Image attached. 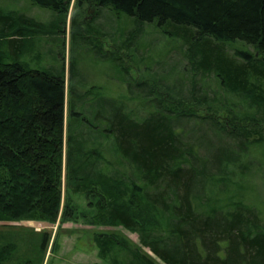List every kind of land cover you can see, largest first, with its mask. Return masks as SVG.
<instances>
[{"label": "trees", "instance_id": "obj_1", "mask_svg": "<svg viewBox=\"0 0 264 264\" xmlns=\"http://www.w3.org/2000/svg\"><path fill=\"white\" fill-rule=\"evenodd\" d=\"M34 2L64 21L72 4ZM75 4L131 16L138 30L157 21L184 37L194 75L213 74L252 112L239 115L224 106L225 113L219 115L214 105L205 108L206 96L194 93L193 100H186L158 82L144 81V104L153 112L141 124L122 120L111 130L122 159L133 166L132 176L104 175L93 167V157L102 156L85 149L83 136L72 130L65 136L68 110L73 120L81 116L74 104L68 105L65 69L54 76L22 62L27 40L44 33V26L23 16H0V222L61 226L82 219L94 227H123L137 233L154 256L134 250L116 234H96L100 259L113 264H118L116 249L129 253L131 264H264L262 214L229 194L237 178L252 172L251 154L264 151V0ZM75 22L73 16V27ZM238 42L255 53L236 50L230 55L225 46ZM69 69L73 74L74 66ZM191 123L192 130L186 127ZM198 124L207 128L199 140L193 138ZM208 131L219 146H205L203 155ZM80 194L90 201L84 212L74 198ZM49 240L45 234L46 251ZM11 253V247H0V264L8 262Z\"/></svg>", "mask_w": 264, "mask_h": 264}, {"label": "rangeland", "instance_id": "obj_2", "mask_svg": "<svg viewBox=\"0 0 264 264\" xmlns=\"http://www.w3.org/2000/svg\"><path fill=\"white\" fill-rule=\"evenodd\" d=\"M0 16L16 19L23 16L44 26V33L27 40L22 62L28 68L45 70L54 76H61L65 69L68 105L74 104L81 113L73 120L68 110L65 136L71 130L73 135H82L87 142L85 149L102 156L93 157V167L104 175L132 176L133 166L122 159L116 132L111 130L115 126L119 128L122 120L141 124L153 112V108L144 104L145 93L141 87L144 81L153 85L158 82L186 100H193L194 93L197 98L206 96L205 108L210 103L219 115L225 113L224 106L233 108L239 115L252 112L244 99L227 91L213 74L195 76L189 62V44L184 37L159 26L157 21L145 23L138 30L131 16L89 5L77 8L75 0L65 21L34 0H0ZM225 49L232 56L236 50L255 53L252 47L241 42L227 44ZM70 65L75 68L73 74ZM205 108L200 109V116ZM193 125L186 127L192 130ZM206 129V125L198 124L193 138L199 140L196 137ZM209 133L203 139V155H207V146L208 149L219 146L216 136ZM191 141L195 142L190 138ZM249 160L252 172L245 178H237L229 194L234 200L240 199L260 211L264 221V151H254ZM74 198L81 212L89 208L90 201L85 195ZM89 211L94 214L93 210ZM45 234L50 237L47 251ZM96 234H116L133 245L134 250L141 248L142 253L154 258L141 245L137 233L118 226L94 227L82 219L61 226L36 221L0 222V247L12 249L11 259L4 264H113L100 259ZM116 251L114 259L118 264H131L129 253L123 249Z\"/></svg>", "mask_w": 264, "mask_h": 264}]
</instances>
